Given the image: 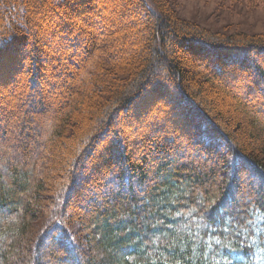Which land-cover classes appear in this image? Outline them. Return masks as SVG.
Here are the masks:
<instances>
[{
    "label": "trees",
    "instance_id": "16d2710c",
    "mask_svg": "<svg viewBox=\"0 0 264 264\" xmlns=\"http://www.w3.org/2000/svg\"><path fill=\"white\" fill-rule=\"evenodd\" d=\"M259 99L264 27L0 0V264H264Z\"/></svg>",
    "mask_w": 264,
    "mask_h": 264
},
{
    "label": "rangeland",
    "instance_id": "374dc122",
    "mask_svg": "<svg viewBox=\"0 0 264 264\" xmlns=\"http://www.w3.org/2000/svg\"><path fill=\"white\" fill-rule=\"evenodd\" d=\"M181 19L193 21L199 25L216 31L223 26L239 28L258 33L264 27V5L250 9L244 0H170ZM213 101L217 107L226 113V118L239 124L243 140L250 138V128L243 112H235L230 105V99L215 96ZM264 102L259 99L258 102ZM264 106V104H263ZM231 107V108H230ZM245 138V139H244ZM250 141V140H249ZM248 141V142H249Z\"/></svg>",
    "mask_w": 264,
    "mask_h": 264
}]
</instances>
